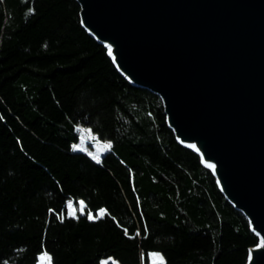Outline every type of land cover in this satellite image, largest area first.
Wrapping results in <instances>:
<instances>
[{
	"label": "trees",
	"instance_id": "1",
	"mask_svg": "<svg viewBox=\"0 0 264 264\" xmlns=\"http://www.w3.org/2000/svg\"><path fill=\"white\" fill-rule=\"evenodd\" d=\"M79 126L112 142L100 162L74 150ZM260 241L77 0H0V264H247Z\"/></svg>",
	"mask_w": 264,
	"mask_h": 264
},
{
	"label": "water",
	"instance_id": "2",
	"mask_svg": "<svg viewBox=\"0 0 264 264\" xmlns=\"http://www.w3.org/2000/svg\"><path fill=\"white\" fill-rule=\"evenodd\" d=\"M77 1L85 29L161 97L177 141L259 235L247 264H264V0Z\"/></svg>",
	"mask_w": 264,
	"mask_h": 264
},
{
	"label": "rangeland",
	"instance_id": "3",
	"mask_svg": "<svg viewBox=\"0 0 264 264\" xmlns=\"http://www.w3.org/2000/svg\"><path fill=\"white\" fill-rule=\"evenodd\" d=\"M80 138L77 144L74 145V150L82 151L88 154L93 160L101 161L102 156L111 150L112 142L101 141L98 136L94 134L90 129L79 126L77 128ZM110 145V147H109ZM95 157V158H94ZM87 214L88 217L91 215L93 218L101 217L105 214V210H99L96 215L93 212L86 213L85 204L83 201L74 203L70 200L67 204V215L68 216H80ZM150 264H166V260L162 253L151 252L149 255ZM36 264H53L51 256L44 252L39 255L38 262ZM102 264H120L115 258L109 257L102 260Z\"/></svg>",
	"mask_w": 264,
	"mask_h": 264
},
{
	"label": "snow or ice",
	"instance_id": "4",
	"mask_svg": "<svg viewBox=\"0 0 264 264\" xmlns=\"http://www.w3.org/2000/svg\"><path fill=\"white\" fill-rule=\"evenodd\" d=\"M109 54H111V50L109 49ZM109 147H110V145H109ZM95 158V157H94ZM97 162H99L98 160H97ZM210 167H211V165H210ZM93 217L90 215L89 217H88V219H92Z\"/></svg>",
	"mask_w": 264,
	"mask_h": 264
}]
</instances>
